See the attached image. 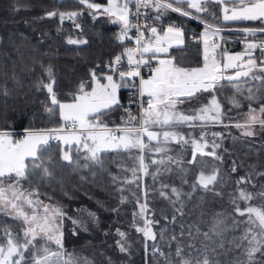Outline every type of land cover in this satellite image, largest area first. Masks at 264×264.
Masks as SVG:
<instances>
[{"label":"snow or ice","instance_id":"obj_1","mask_svg":"<svg viewBox=\"0 0 264 264\" xmlns=\"http://www.w3.org/2000/svg\"><path fill=\"white\" fill-rule=\"evenodd\" d=\"M79 3L87 5V8L93 10V17L97 12H101L109 17H114V21L121 25V33L118 39L123 40L132 28L137 30L141 27L139 24H132L130 20L129 4L135 3L136 15H139L141 7H152L159 13L161 10L180 13L182 16H190L191 9L197 13H208L210 9L206 7L208 4L224 5L223 20L224 21H259L264 23V0H107V6L101 7L89 0H78ZM187 5L185 10L183 7H175L174 5ZM232 5L229 7L228 5ZM48 17L59 16L60 20H74L81 15L79 12H47ZM214 16V13H213ZM158 15L156 19H159ZM199 19V17H197ZM80 27L79 24L76 25ZM151 32V38H146L143 31H140L136 37V47L127 48L121 55L109 62L108 70L118 75L121 83H117L113 75H105L101 73L97 75V69L90 71V82L82 81L76 92L71 93V102L62 103L57 99L56 93L53 91L55 79L51 66L45 70L49 82L44 83L40 80L37 88H45L50 94L51 104L53 107H47V113L54 114V109L58 107L59 116L63 123L58 128L26 130L22 139H15L9 131L0 130V213L10 216L21 222V232H12L10 229H3L4 242L0 243V264H92L87 257L78 258L71 253H66L64 248V232L63 220L67 213L57 204L46 203L40 199V194L33 189L28 191L23 189L21 181L27 180L30 176L37 173L40 174L41 180L50 178L53 175L52 157L45 158L44 153L50 141L56 140L65 146L62 149L61 160L69 164L77 163L73 160V149L77 155L83 150L86 155V161L101 163V154L110 150L130 152L133 149L144 153L145 150L163 153L165 148L157 146L153 149L152 142L157 145L169 140H177L184 144L191 143L194 151L193 161L199 153L200 155L212 156L217 160L221 157L217 155L215 149L220 145L213 140L211 144L212 151L205 152V148L209 146L208 141L204 138L205 133L202 131L199 139H186L182 134L175 131H152L153 128H175L178 126L188 125L196 127V121L200 122L203 129L208 124L222 123L223 116L221 105L215 95L211 100L200 107L193 109L191 115L178 110V105L183 104L185 100H192L201 92H210L215 90L216 86L222 80L237 82L241 78L249 77L253 80H260L264 83V75H255V71L264 73V59L259 64L254 58V50L259 49L264 52V41L260 43L248 42L243 54L230 55L226 51L219 54L218 45L212 37L219 35L221 29L211 24H205L204 38V62L202 67L185 68L177 66L172 58H159L158 54H167L169 47L173 44L183 43V30L175 25H170L161 35L156 27H148ZM244 33L255 36L257 32L264 34V27L245 28ZM69 44L87 43V41L74 40L69 38ZM151 53L150 59H158V66L152 69V75L148 79L140 78L139 95L147 96L146 106L141 103V111L139 117L133 116L130 111L126 110L127 120L124 121L123 127L117 126L110 128L102 119L106 113L110 112L114 107H123L118 99V91L121 87L126 86L122 82L131 77H140L139 68L142 64H147L144 59L145 54ZM137 54L140 59H136ZM127 57L129 66L128 71H120L123 56ZM229 69L234 70V75H225ZM102 81H106L103 82ZM90 88L91 90H87ZM260 89H257L259 92ZM236 92L243 95L242 89L237 85ZM7 94V89L4 90ZM248 104V112L245 114L244 123H236L235 127L243 129V135L252 136V130L255 125H259L264 129V95L257 96L251 88L248 89V95L245 97ZM253 101L260 102L259 108L252 106ZM131 102V101H130ZM230 102L234 107L239 108L241 101L234 95L230 98ZM138 124V126H137ZM213 137L221 136V133H212ZM147 140V143L145 142ZM203 141V142H201ZM138 166L130 169L132 178L125 179L124 183L133 184L139 179L138 172L144 175L149 174L148 165L145 163L144 155L137 157ZM172 161L171 157H168ZM179 163L178 161H173ZM190 162V163H191ZM152 164H164L165 160H152ZM83 167H88L84 164ZM170 170V169H169ZM237 167H232V172H236ZM152 173L153 177L158 174ZM264 175V173H258ZM251 173L241 177L236 181L239 186L244 183H250ZM118 178L113 177V182ZM219 170L213 169L211 173L205 174L202 170L198 176V184L206 190H210V186H214L219 182ZM162 187H167L162 185ZM195 188L196 185H193ZM121 192L123 188L119 189ZM171 192L180 197L177 188L172 187ZM220 195L221 193H216ZM135 195V193H133ZM161 196L167 197L163 191ZM231 203L235 207V211L241 217L246 219L237 221L233 218L232 227L238 228L241 224L246 225L241 236L237 237L238 243H234L236 248H242L241 253L233 261V264H255V254L260 252L264 255V191L253 194L245 188L237 187V189L228 194ZM147 196V192H144ZM259 198L262 202L253 206L250 204L254 199ZM127 201V197L122 196L120 203ZM238 201H243L247 206L241 209ZM139 211L133 213L135 230L142 233L145 238V250L147 251V241H156L157 234L153 231V225L159 221L149 220L143 221V226L135 224V217H145L148 211V205L145 201L140 203ZM175 204V201H172ZM117 211V209H113ZM179 212L180 209H177ZM95 219L94 213H89ZM220 214L218 213L217 216ZM71 219V217H68ZM166 219V217H165ZM175 217H173V220ZM74 225H80L87 231V227L82 225L79 220H73ZM223 220L216 219L209 231L216 235H221L224 229L220 228ZM199 231V228H197ZM117 235L120 237L115 243L120 252L129 251L127 244V233L116 229ZM75 234V233H74ZM183 235V232L181 233ZM207 238L208 232L203 233ZM160 238H165V230H161ZM42 241V243H40ZM171 241H177L176 236L171 237ZM245 241L247 242L245 246ZM55 245L56 250H52ZM223 247V244H220ZM152 251L155 253L159 249L153 244ZM30 254V255H29ZM163 255V253H161ZM175 264H214L207 255L202 260L193 262L186 258L184 248L177 242L175 249ZM240 257H246L241 259ZM167 259V258H166ZM167 264H173L171 259L167 260Z\"/></svg>","mask_w":264,"mask_h":264},{"label":"trees","instance_id":"obj_2","mask_svg":"<svg viewBox=\"0 0 264 264\" xmlns=\"http://www.w3.org/2000/svg\"><path fill=\"white\" fill-rule=\"evenodd\" d=\"M95 2L103 4L102 1ZM174 6L189 10L186 5ZM51 11H75L81 15L74 20L61 21L58 15H46ZM146 12L147 16L155 19L159 15L157 20L189 25L188 17L177 12L161 10L158 13L157 10L150 9H146ZM77 24L80 25L79 28L76 27ZM222 26L227 30L259 29L264 27V23L241 20L226 22ZM119 35V26L95 20L87 6L78 0H0V130L17 136L26 130H46L61 126L63 121L59 116L58 107L51 115L45 111L47 107H53L50 94L45 88H37L40 80L49 82L44 69L48 66L52 68L55 79L53 91L57 99L62 103L71 102L70 94L76 92L80 83L90 82L91 70L100 65L97 75L106 74L104 69L109 62L125 52L129 43L118 39ZM69 38L87 43L69 44ZM168 56L173 57L181 66L198 67L202 60L203 48L185 38L184 45L172 48ZM125 101V94L120 91L119 102L123 107H114L102 118L108 127L125 126L124 121L128 118L124 111ZM230 138V142L225 146L232 156V163L237 167V171L231 174V183H223L220 188L212 187L203 194L182 192L177 201L181 207L179 212L169 200H162L159 206L155 200L153 212L169 211L172 219L171 222L164 223L159 217L160 224L155 226L157 231L161 228L165 230V238L158 236L156 243L163 255L150 252L145 257L143 234L133 227V213L139 211L136 201L139 199L142 202L141 177L138 174L139 179L133 184H126L124 181L128 179L130 169L136 167L131 161L132 157L139 154L138 150L122 152L120 156L116 151H112L108 156L106 154L98 167L89 163L87 169H83L62 161V144L50 142L44 156L52 157L53 175L41 180L40 174L37 173L21 181V185L28 190H37L43 198L61 206L70 217L77 218L87 227V231H84L83 227L77 225L72 232L68 221L64 229V248L66 253L78 258L87 257L92 264H167L168 259L175 264L177 242L184 248L186 258L193 262L202 260L207 255L214 264H233L242 251V248H236L234 243H238L236 238L242 235L246 226L241 224L220 242V238L216 241L209 230L216 219L223 220V224L226 222L227 215L215 210L231 211L232 203L229 195L225 193L227 190H236L237 179L251 173V182L239 187L245 188L246 191H259V187L264 188V175H258L264 173V145L252 143L250 139H246L244 145L243 138L235 132ZM222 153L224 154L225 150ZM128 156L131 157L128 159ZM79 165L81 166V163ZM82 170L87 172H81ZM114 176L118 178L116 182H113ZM155 182L153 178L146 180L147 186L150 183L154 185V194H158ZM121 188L124 189L123 192L119 190ZM122 196L127 197L123 204L120 203ZM233 212L234 210L230 213ZM89 213H94L95 219ZM218 213L222 215L217 216ZM227 219L231 218L227 216ZM20 224L15 218L0 214V243L5 239L3 229L21 232ZM135 224L142 227V217L136 216ZM226 227L233 228L232 219ZM118 228L127 233L126 246L129 251L126 253L120 252L115 243L120 239L116 233ZM205 232L209 233L207 238L203 235ZM172 236H176L177 241H171ZM220 244H223V247H220ZM246 244L245 241V246ZM52 248L56 249L55 245ZM255 264H264V255L260 252L255 254Z\"/></svg>","mask_w":264,"mask_h":264},{"label":"rangeland","instance_id":"obj_3","mask_svg":"<svg viewBox=\"0 0 264 264\" xmlns=\"http://www.w3.org/2000/svg\"><path fill=\"white\" fill-rule=\"evenodd\" d=\"M95 1H98V0H89V2H91V3H96ZM101 7L103 8L104 6L101 5ZM214 8L215 7L212 5V7L209 8L210 12H208V13H197V12H195L194 15H190L187 17L189 19H191L192 21H194L195 23H197L198 25L200 24L199 26L204 27V28H205V24H211L214 27L220 28L221 29L220 32L227 30L222 26L223 23H225V22H223L224 20H222L223 18L222 19L218 18L217 13H214ZM154 10H156V9H154ZM213 13H214V16H213ZM90 15L93 17V10H90ZM197 17H199V19H197ZM221 17H223V15H221ZM94 19L106 21L108 24L120 25L119 23L113 22L115 19L114 17H109V16L103 14L102 11L97 12ZM176 25H180L181 27H187V26H184L183 23H180V24L176 23ZM232 30L235 32H242V34H240V33L239 34H231V35H227V36L235 37L238 39H243L247 36V35L243 36V31H241L239 29H232ZM163 32L161 33V35H163ZM185 38L187 39L186 35H185ZM185 38L183 36V43L182 44H178V45L173 44L171 47H169V51L172 48L183 46ZM248 38L264 40V34L257 32L255 36L249 35ZM195 44H197V43H195ZM217 44L219 45V42H217ZM220 46L221 47L217 49L218 58H219V54L222 52H225V51L230 55L243 54L244 53L243 48L246 45H244L243 48H239V46L235 47V45L228 46L227 44H221ZM204 48H205V46H203V56H202L200 66H198V67L203 66ZM169 51H168V53H169ZM168 53L167 54L160 53V54H158V56L161 59H163V58L174 59L173 57L168 56ZM148 54H151V53H148ZM253 55H254V58L258 62L260 61V57L264 58V56L257 54V53H253ZM155 61H157V63H158V59H155ZM177 66L185 67V66H181L179 64H177ZM185 68H188V67H185ZM104 70L106 72V69H104ZM224 74L225 75H234V70L229 69ZM254 74L255 75H264V73L259 72V70H256ZM105 75H108V73H106ZM249 77H251V75ZM148 78H146V79H148ZM246 78H248V77L241 78V80H239L237 82H231V83L227 80H222L216 86L215 90L210 91V92H201L196 97H194L192 100H190V101L185 100V102L183 104L178 105V110L184 112L187 115H191L193 109H199L203 105L207 104L211 100L212 96L215 95L217 97L220 105H221L222 112L224 113L223 116L221 117L222 123H218L220 125L208 124L206 127H204L202 129L200 127V122L196 121L195 122L196 127H194V128L189 127L188 125H183V126H178L175 128L165 127V128H161V129H155V128L151 129L152 131H158L161 133L163 131H175L177 133L182 134L186 139H199L200 134L203 131L205 133L204 138L208 141V144H209V146L207 148H205V152L212 151L211 144L214 140L215 143L220 145L219 148L215 149L217 155L221 157L220 160H217L212 156L200 155L198 153L195 157V162H191V161H193V155H192V153L194 151L193 145L191 143L184 144L183 142H178L177 140H169L168 142H166V143L162 142L159 145H157V143L155 141H153L152 142L153 149L157 146H160V147L165 148L166 151L163 153H156L154 150L153 151L145 150L144 153L139 152V154H137L134 158L132 157L131 163L134 162V165L137 167L138 166L137 157L139 155L143 154L144 159H145V163L148 165V170H149L148 175H144L142 172L137 173V175L139 174L141 177L140 181H141L142 202H140V203H144L146 201L147 205H148V211L146 212L145 217H142V220L144 221V219L147 218L149 220L159 221L158 224L153 225V231L157 234V237L160 236V235H158V233H160L162 229L164 230V228H161L159 231L156 230L155 226H158L160 224V219H158V218L160 217L163 221H165L164 223H168L167 221L171 222L172 219L169 216V213H168L169 211H166V212L161 211L159 213L153 212V207L155 206L154 203H156L155 200H157L156 205H158V204L161 205L162 200H169L170 204H173L172 201H175V204H173L174 209L177 210V209L181 208L177 203L178 200H177L176 196L171 192L172 187L177 188L179 190L180 194H182V192L203 194L204 192H206L208 190L204 189L202 186H199L198 176L202 170L207 175V174L211 173V171L213 169L219 170V178L220 179H219V182L216 183L214 186H210V189H212V187H219L220 188L223 185V183L224 184H228L229 182L231 183V181H232L231 174L234 173V172H232V167L234 166V164L232 163L233 162L232 156L229 155V152L227 151L228 149L226 148L225 145L230 142V139H231L230 136H231V134L233 135V132H235L237 135H239L241 137V139L246 138V136L243 135L244 130L235 127L236 123H243V104L245 103L244 102L245 97L248 95V89L251 88V86H252V85L251 86L247 85V83H245V82L243 83V80ZM256 83H257V86L255 87L254 90H253V88H251L252 91L254 93H256L257 96L264 95V83H262L260 80H256ZM237 85L242 89L243 95L236 92V86ZM257 89H260V91L257 92ZM87 90L90 91L91 89L89 88ZM120 90H121V88H120ZM228 91H230V93ZM234 95L236 96V98L238 100L241 101V106L239 108L234 107L230 102V98H232ZM256 108L258 109L259 105ZM252 130L255 133L254 135H252L253 137H257L258 140L259 139L261 140V138H263L264 129H262L259 125L254 126V128ZM212 133H221V136L213 137ZM24 134L25 133H20V134H17V136L14 135L13 137L15 139H22ZM58 142H60V141H58ZM145 142L147 143V140H145ZM201 142H203V141H201ZM55 143H57V142H55ZM61 144H62V145H60L61 149H64L65 146L63 145L62 142H61ZM134 150L135 149H133L132 151H134ZM223 150H225L224 154L222 153ZM112 151H115V150L103 152L101 154V162H102V160L105 159L106 154L108 156V154ZM220 151H221V153H220ZM116 152L120 156V153L126 152V151L121 150V151H116ZM61 155H62V151L60 152V157H61ZM72 155H73V160L78 161V164L77 163L69 164L67 162L72 167L74 166L76 168L80 167L83 169H87V167H83L84 164L92 163L91 165H93L94 167H98L100 165V163L97 164V163H94L92 161H86L84 159V156L86 155V153L83 150H81L79 155H77L75 152V149H73ZM129 157H131V156H128L127 158L129 159ZM168 157H171L172 161H169ZM161 158H163L165 160L164 164H152L151 163L152 160H160ZM173 161H178L179 163H174ZM64 162H66V161H64ZM79 163H81V166L79 165ZM52 165L54 166L53 163H52ZM120 165H122V164H120ZM121 169H122V167H121ZM158 169H159V172L154 178L152 173H157ZM81 172H87V170H82ZM169 176L170 177L173 176V178H168ZM131 178H132V174L130 171L128 173V179H131ZM148 178H151V179L153 178L156 181L155 184L157 185L158 194H154V189H155L154 185H152L150 183V185L147 186L146 180ZM239 179H237V180H239ZM162 185H166L167 187H162ZM193 185H196V187L194 188ZM153 187H154V189H153ZM23 189H26V188H23ZM236 189H237V187H236ZM26 190H28V189H26ZM28 191H32V190H28ZM145 191L147 192L146 197L144 196ZM161 191L165 192L167 194L168 198H166L165 196H161L160 195ZM260 191H264V188L259 187V191L249 190L248 192H252L253 194H255V193H258ZM232 192H234V190H229V191L227 190L225 194L228 195L229 193H232ZM40 199L45 201L46 203L54 204V203L50 202L49 200H46L45 198H43L41 195H40ZM261 202L262 201L259 198H257V199H254L253 201H251L250 204L253 206H256V205H259ZM238 203H239V206L241 209H244L247 206L243 201H238ZM136 206L139 209V205L137 204ZM163 208H164V206H163ZM230 210L231 211L234 210V212L231 214L230 213L231 211L227 212L226 209L215 210V211H217V212L220 211L221 213L223 212V215L229 216V218H231L232 221H233V218H235L236 220L238 219L237 221H243L246 219V216H245V217H243V220H242V217L239 216V214L235 211V207L232 206V204L230 205ZM0 214H3V213H0ZM220 215H222V214H220ZM227 216L225 217L226 222H224V224L220 225L221 229H224L223 233L221 235H216L213 233V235L215 237L214 239L216 241L218 238H220L219 239V242H220L224 237L231 235L232 234L231 232H233L234 229H237V228L227 229L226 226L230 225V223H231V219L230 220L227 219ZM68 217H70V216L67 214V216L63 220V229L62 230L64 232L66 223L68 221H70L69 223L71 225V230H72V232H74L75 226H77V225H74L72 223V221L78 220V219L74 218V217H71V219H68ZM165 217H166V219H165ZM11 218H13V217H11ZM157 241H158L157 239H156V241H151V240L147 241L148 248L146 251L145 250V238H144V254H145V257H147L150 252H153L152 251L153 244H155V246L158 248V245L156 244ZM52 250L55 251L56 249L52 248ZM157 252L161 253L160 251H157ZM73 256H75V255H73Z\"/></svg>","mask_w":264,"mask_h":264},{"label":"built area","instance_id":"obj_4","mask_svg":"<svg viewBox=\"0 0 264 264\" xmlns=\"http://www.w3.org/2000/svg\"><path fill=\"white\" fill-rule=\"evenodd\" d=\"M130 20L132 24H139L141 27L137 30L136 28L130 29V33L125 37V41H127L128 47L127 48H134L136 47V37L139 34L140 31H143L146 38H151L152 34L148 30V27H156L159 33H162L165 29H167L170 25H175L180 27L184 34L187 37L188 42L190 43H197L200 44L203 48L205 46L204 44V38L203 33L205 31L204 27L199 26L197 23L192 21L188 18L189 25L187 27H181L180 25H176V22H164L161 20H157L155 18L147 16V12L145 7H141L139 10V15H136V6L135 3H130ZM242 34V32H235L233 30H225L220 32L219 35L212 37V40H215V42H219V45L221 44H227L228 46L235 45V47L239 46V48H243L244 45H246L248 42H256L260 43L261 39H252L248 38V34L243 32V36L247 35L243 39H238L235 37H230L227 35L231 34ZM245 43V44H244ZM246 46L243 48V52L245 51ZM254 53L260 54L264 56V52H261L259 49L254 50ZM151 54H145L144 59L148 61L147 64H142L139 68L140 71V77H131L127 80L123 81L122 83L126 86L121 87L122 92H124L126 101L124 103V111L126 110L130 111L133 116L139 117V113L141 111V103H144V106H146V97H141L139 95V84H140V78L143 77L144 79L150 77L152 75V69L156 68L158 66L157 61L155 59H150ZM136 59H140V56L137 54L135 57ZM120 71H128L129 66L127 63V57L126 55L123 57L121 65L118 66ZM106 72L108 75H113L114 79L117 81V83H121L120 78L118 75H115L113 72L108 70V65L106 66ZM131 101V102H130ZM138 126V124H137ZM60 127V126H59ZM58 128V127H56ZM110 128H116V127H110ZM53 129V128H51ZM26 131H23L21 133H25ZM17 134V133H15ZM50 142H58L56 140H52Z\"/></svg>","mask_w":264,"mask_h":264},{"label":"crops","instance_id":"obj_5","mask_svg":"<svg viewBox=\"0 0 264 264\" xmlns=\"http://www.w3.org/2000/svg\"><path fill=\"white\" fill-rule=\"evenodd\" d=\"M99 1V0H98ZM100 1H102L103 2V4H99V5H103L104 7H106V5H107V0H100ZM119 2H123V0H119ZM212 5L215 7L214 8V13H217V16H218V18H223V17H221V15H223V11H222V9H223V7H224V5H219V4H208V5H206V7H208V8H210V7H212ZM187 6V5H186ZM229 7H232V5H228ZM129 9H130V5H129ZM147 9H150V10H154L155 8H152V7H148ZM168 11H170V12H173V11H171V10H168ZM190 11H192L191 13L192 14H195V10L194 9H191ZM175 13V12H174ZM223 20V19H222ZM239 21H241V20H239ZM243 21H247V20H243ZM223 22H234V21H223ZM116 25V24H115ZM117 26H119V29H120V33H121V25H117ZM130 33V30H129V32H128V34ZM127 34V35H128ZM161 34V33H160ZM184 38H185V35H184ZM185 40V39H184ZM262 59H264L263 57H260V61L262 60ZM259 61V62H260ZM259 62L257 61V63L259 64ZM106 82V81H105ZM247 83V85H249V86H251V88H253V90L255 89V87L257 86V83H256V80H253L251 77H248V78H246V79H244L243 80V83ZM119 93H120V89H119V91H118V99H119ZM145 97H146V99H147V96L145 95ZM245 103L243 104V123H244V121H245V114L248 112V104H249V101H247L246 99H245V101H244ZM260 104V102H258V101H253L252 102V106L254 107V108H256L258 105ZM215 125H220V124H215ZM258 125V124H257ZM257 125H255V126H257ZM155 129H161V128H155ZM246 139H250V142H254L255 144H259V145H264V138H261V140L259 139L258 140V138L257 137H253V136H246V138H244L243 139V144L245 143V140ZM61 143V142H60ZM244 145H246V144H244Z\"/></svg>","mask_w":264,"mask_h":264}]
</instances>
